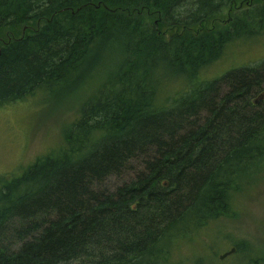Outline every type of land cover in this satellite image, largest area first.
Here are the masks:
<instances>
[{
	"label": "trees",
	"instance_id": "trees-1",
	"mask_svg": "<svg viewBox=\"0 0 264 264\" xmlns=\"http://www.w3.org/2000/svg\"><path fill=\"white\" fill-rule=\"evenodd\" d=\"M262 34L264 0H0V106L99 82L57 154L0 178V264H174L233 216L264 173V60L199 77Z\"/></svg>",
	"mask_w": 264,
	"mask_h": 264
},
{
	"label": "rangeland",
	"instance_id": "rangeland-1",
	"mask_svg": "<svg viewBox=\"0 0 264 264\" xmlns=\"http://www.w3.org/2000/svg\"><path fill=\"white\" fill-rule=\"evenodd\" d=\"M230 17L228 13L223 15L221 22H228ZM262 60L264 34L251 40H237L227 46L224 55L207 68L199 81L209 82L234 68L253 67ZM174 75L161 86L160 98L163 101H175L190 87L191 83L185 75ZM98 85L99 82L61 105L54 104L53 95L37 92L25 101L0 106V178L19 176L37 158L57 154L64 142L66 125L76 119L82 101L89 98ZM187 97L179 99V102ZM121 182L112 179L109 188L114 189ZM233 211V216L211 223L205 229L202 240L196 237L194 242L184 243L172 262L246 264V254L264 257V173L256 183L236 197ZM233 248L237 249L233 255L220 259ZM211 250L212 255H216L212 259Z\"/></svg>",
	"mask_w": 264,
	"mask_h": 264
},
{
	"label": "water",
	"instance_id": "water-1",
	"mask_svg": "<svg viewBox=\"0 0 264 264\" xmlns=\"http://www.w3.org/2000/svg\"><path fill=\"white\" fill-rule=\"evenodd\" d=\"M23 36H24V34H23ZM236 250H237L236 248L231 249L230 251L225 253L220 259H222V260L226 259L227 257L233 255L236 252Z\"/></svg>",
	"mask_w": 264,
	"mask_h": 264
},
{
	"label": "flooded vegetation",
	"instance_id": "flooded-vegetation-1",
	"mask_svg": "<svg viewBox=\"0 0 264 264\" xmlns=\"http://www.w3.org/2000/svg\"><path fill=\"white\" fill-rule=\"evenodd\" d=\"M256 103H258V102L256 101Z\"/></svg>",
	"mask_w": 264,
	"mask_h": 264
}]
</instances>
